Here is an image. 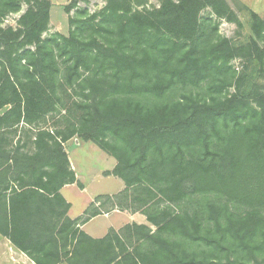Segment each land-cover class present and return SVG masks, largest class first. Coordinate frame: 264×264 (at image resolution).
Instances as JSON below:
<instances>
[{
	"label": "trees",
	"instance_id": "16d2710c",
	"mask_svg": "<svg viewBox=\"0 0 264 264\" xmlns=\"http://www.w3.org/2000/svg\"><path fill=\"white\" fill-rule=\"evenodd\" d=\"M105 1L70 18L68 37H43L50 0H23L19 27L0 25V234L36 264H264V20L242 5L252 36L233 43L200 20L211 8L242 28L226 0ZM21 8L0 0V23ZM62 110L65 127L47 128ZM22 124L34 134L16 141ZM74 137L113 157L104 176L125 186L76 220L61 193L84 188L65 148ZM115 207L150 226L79 230Z\"/></svg>",
	"mask_w": 264,
	"mask_h": 264
},
{
	"label": "rangeland",
	"instance_id": "374dc122",
	"mask_svg": "<svg viewBox=\"0 0 264 264\" xmlns=\"http://www.w3.org/2000/svg\"><path fill=\"white\" fill-rule=\"evenodd\" d=\"M55 3L56 9L53 11V22L49 25V30L43 35L44 38H48L53 34L59 33L66 37L69 36L71 28L75 27L69 24V19L77 20L81 15L88 16L98 15L106 6L107 2L105 0H80L77 7L73 8L71 12L67 15L64 7L70 5L72 0H51ZM178 2V0H173ZM230 8L236 13L240 22L242 23V28H239L237 24L227 21L226 18L218 19L211 8H206L200 13V20H213V22L218 23L219 34L232 41L233 43H244L251 36V23L248 12L241 9L242 5L247 6L249 9L257 13L264 20V0H226ZM160 0H147L143 4H138L134 0L131 6L132 10H152L157 9L160 6ZM27 10V5L22 0V8L19 13L9 14L1 21L0 25L3 28L12 27L14 29L19 27V19L22 14ZM75 29V28H73ZM260 45L263 46L262 43ZM30 50L35 51V46L30 47ZM245 62L241 59H235L231 62L233 70L239 74L244 67ZM264 81V80H263ZM262 83V80L259 81ZM234 93V88L231 87L224 95ZM64 102L69 103L68 99L64 97ZM69 105V104H68ZM66 111L62 110L60 113H51L46 118L47 128L56 131L63 129L66 125ZM42 126H45L42 123ZM20 134V135H19ZM33 135L34 132L30 130L29 127L23 126L19 128V133L17 136L25 137ZM17 141V137H15ZM19 140V139H18ZM27 140L25 143L30 144ZM30 148V147H27ZM65 148L77 175L80 177L79 180L86 186V191H81L76 185L67 186L61 191L63 197L71 204L70 217L77 218L81 212L88 206L90 200L99 195H109L118 192L120 188L123 187V183L118 178L114 176L105 177L104 173L110 171L114 168L116 160L101 150L97 145L92 142H86L74 137L68 143L65 144ZM73 169V168H72ZM161 206L170 208V212L173 214L178 213L179 208L174 204L161 203ZM127 217L121 214H114L110 219L108 218H98L95 220L91 227H98L96 230H100L99 236L104 234L103 229L109 222L114 226H121L127 222ZM130 221V219L128 220ZM87 229L90 232L92 229ZM156 230V229H153ZM4 256V255H3ZM6 257V256H4ZM2 255L0 252V264L8 263V260L1 261ZM8 258V257H6ZM66 264V263H63Z\"/></svg>",
	"mask_w": 264,
	"mask_h": 264
},
{
	"label": "crops",
	"instance_id": "0c3cea01",
	"mask_svg": "<svg viewBox=\"0 0 264 264\" xmlns=\"http://www.w3.org/2000/svg\"><path fill=\"white\" fill-rule=\"evenodd\" d=\"M51 1V0H50ZM52 3V8H51V12H50V23L52 24L53 22V11L56 9V5L53 1H51ZM65 9V7H64ZM68 15V14H67ZM25 126V124H22L21 127ZM29 127V126H27ZM31 130L35 131L34 128L32 127H29ZM20 135V134H19ZM19 138V136H17V139ZM68 143V142H67ZM66 144V143H65ZM71 163V162H70ZM115 166H116V163H115ZM114 166V167H115ZM71 167L73 168V170L75 171L74 167L71 165ZM114 169V168H113ZM112 169V170H113ZM110 170V171H112ZM76 173V171H75ZM76 177H77V180L81 183V181L79 180V176L77 175L76 173ZM111 177V176H109ZM116 178V177H115ZM123 183V182H122ZM83 184V183H82ZM124 184V183H123ZM76 185V184H74ZM74 185H67V186H74ZM65 186V187H67ZM77 186V185H76ZM64 187V188H65ZM78 187V186H77ZM83 189H81V191H86V186L83 184ZM63 188V189H64ZM79 188V187H78ZM125 188V186L123 185L122 188H120V190H118V192L116 193H113V194H109V195H99V196H95L93 197L90 202L88 203V206L81 212V214L77 217V218H72L70 217L69 213H70V210L68 212V217L72 220H76V219H80V218H84L85 217V213L89 210V208L91 207L92 204H95L96 206H99L100 203H97L96 202V199L98 197H101V196H115V195H118V193H120L121 191H123ZM62 189V191H63ZM66 200V199H65ZM67 201V200H66ZM68 202V201H67ZM69 203V202H68ZM71 205V204H70ZM71 209V208H70ZM106 212H102L101 215H98L96 217H93L91 218L90 220H88L87 222H83V223H80L79 225V230L85 232L86 234H88L90 237H92L93 239H102L104 238L108 232L113 229L117 232H119L121 229H123L124 227L128 226V225H133V224H137V225H145V226H150L148 220H147V217L143 214V211L142 210H133V209H119L117 207H115V209L113 210H110V208H107V210H105ZM108 211V212H107ZM114 214H121V215H125L128 219H127V222L125 224H122L121 226H114L112 224V222L106 224V226L103 228L105 230H102L104 231V234L102 236H99V233H100V230H96L98 229V227H90L91 224L97 220L98 218H108L110 219L111 216H113ZM130 219V221H128ZM92 229V231L90 232L89 230L87 229ZM151 228L153 229L154 227L151 226ZM0 252H1V255H2V258H1V261H4V260H8V263H5V264H36L33 260H31V258L25 254L24 252H22L21 250H19L18 248H16L12 242L4 237L2 234H0ZM8 257H4V256ZM63 264V263H62Z\"/></svg>",
	"mask_w": 264,
	"mask_h": 264
}]
</instances>
